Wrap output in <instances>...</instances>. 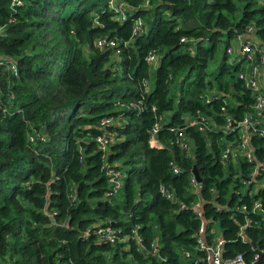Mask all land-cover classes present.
Wrapping results in <instances>:
<instances>
[{
	"label": "trees",
	"instance_id": "trees-1",
	"mask_svg": "<svg viewBox=\"0 0 264 264\" xmlns=\"http://www.w3.org/2000/svg\"><path fill=\"white\" fill-rule=\"evenodd\" d=\"M109 1L0 0V57L17 66L13 74L0 64V264H207L198 198L205 240L218 222L223 256L253 260L264 219L251 212L242 238L236 205L260 195L264 206V183L252 196L239 190L264 162V136L250 133L251 161L234 157L240 174L221 153L239 137L238 126L225 130L227 116L253 112L256 96L238 77L249 61L231 62L227 47L256 43L252 62L264 65V0H120L121 12ZM150 54L158 63L148 89ZM104 131L105 150L96 141ZM106 226L115 241L98 234Z\"/></svg>",
	"mask_w": 264,
	"mask_h": 264
},
{
	"label": "built area",
	"instance_id": "built-area-1",
	"mask_svg": "<svg viewBox=\"0 0 264 264\" xmlns=\"http://www.w3.org/2000/svg\"><path fill=\"white\" fill-rule=\"evenodd\" d=\"M110 4L115 8V10L121 12L123 3L120 0H110ZM148 3V0H145V4ZM121 16H124V13H121ZM141 29V19H137L134 21L133 25V31H137ZM97 43L99 45H106V44H114V40L110 39L109 41L104 38L100 37L97 39ZM240 51L243 54V57L246 58V60L250 61L251 64H253V57L254 52L257 49V45L254 43L248 42V41H240L239 42ZM227 51L230 52L231 49L228 47ZM155 58L153 54H150L147 56V60L152 61ZM262 60L264 61V56H262ZM0 64H4L5 68L12 71L13 74L17 73V66L16 62L11 59H5L0 57ZM259 67L257 64L254 63L252 66V69L250 73H248L246 70H240L238 71V77L242 78L247 85L253 87V89L256 92L255 101L252 104L253 112H248L244 115V117L239 120L238 122H234L231 120L229 116L226 118L225 123V130L231 131L234 129L235 126L239 127V137L236 140L235 145L228 144L224 150L221 153V158H223L224 161H227L231 158L236 157L238 154H244L248 161H251L254 158L253 149L250 145V133H257L259 135L264 136V126L260 125V120L258 119V116H256V113L259 112L264 107V94L262 91H260V88L258 86V77H259ZM146 83V81H143ZM137 105V104H136ZM139 108L142 107L140 103L137 105ZM152 110H155V106L153 105ZM156 120L151 128V143L154 144L157 140L155 138V134L157 133L160 124H161V115H157ZM254 119V121H253ZM110 121L109 117H103L101 120V124H106ZM197 123L199 124V128H204L206 126V121L201 117L199 120H197ZM171 129L175 130L177 132V142L182 148H189V144L186 141L185 135H184V127L183 126H177V127H171ZM112 136L110 133L104 131L103 133L97 135L96 141L99 145V147L103 150L106 149L109 141L111 140ZM174 170L177 172L179 170V167L173 166ZM261 171L264 173V162H258L255 166L252 172L250 173L249 180L256 179L257 173ZM116 175L117 172H114ZM189 182H190V189L193 192L199 191L200 183L196 179L194 173L191 171L189 175ZM170 194L168 193L167 196ZM180 206L183 207V203H180ZM191 208L195 212V214L201 218V223L199 225V228L197 230V241L196 245L198 248L203 249L205 251L204 260L207 264H252L257 258L258 253L255 251L253 260L248 261L245 259L244 254L242 252H237L231 256L224 257L222 253V244H223V238L218 235L212 242H207L203 236L204 230H205V219L203 217V211L202 209V203L200 198L195 200L191 204ZM236 208H239L243 214H244V220L242 223L239 224V230L238 233L242 238H245L244 229L246 226H248L250 223H252V218L250 217L251 212H255L259 214L264 219V206L262 205V199L259 196L253 197L249 203L242 202L238 205H236ZM257 221H254V224H256ZM98 234L104 235L106 239L109 241H115L117 234L116 229L112 228L110 226L101 227L97 230ZM137 238L140 239V237L137 235ZM185 254L188 255L189 252L185 251Z\"/></svg>",
	"mask_w": 264,
	"mask_h": 264
},
{
	"label": "rangeland",
	"instance_id": "rangeland-1",
	"mask_svg": "<svg viewBox=\"0 0 264 264\" xmlns=\"http://www.w3.org/2000/svg\"><path fill=\"white\" fill-rule=\"evenodd\" d=\"M3 31V28L0 27V32ZM240 38L237 40V39H231L230 42H229V48L231 49V52H229V56L231 57H234L235 54L237 53V47H239V42H240ZM256 45V43H254ZM228 48V47H227ZM224 51V43L223 41H219L218 43V47H217V52H223ZM243 57V56H242ZM246 60V58H244ZM157 58L154 60H152L151 62V77L148 79V89H151L153 88L154 86V77L152 76L153 75V71H154V68L156 67V64H157ZM254 64H251V62L249 61L248 62V66L245 67L244 65V68H246L245 70L250 73L251 69H252V66ZM260 67V65H258ZM264 110V108L262 109V111ZM256 116H258V119L260 120V125L261 126H264V114H256ZM167 117V114L166 113H163V119H165ZM162 119V120H163ZM254 121V119H253ZM191 145V143H190ZM233 166L234 168L237 170V172L240 174V168H239V164L237 163V160L236 158H233ZM264 183V173L259 177V178H256L254 179V181H252L251 183L249 181L245 182L240 188L239 190L244 193L246 192L248 189V192L249 194L252 196L254 193H256V191L258 190V187ZM211 230H212V233L214 235V238H216L218 236V233H219V224L218 222H213L211 224Z\"/></svg>",
	"mask_w": 264,
	"mask_h": 264
},
{
	"label": "crops",
	"instance_id": "crops-1",
	"mask_svg": "<svg viewBox=\"0 0 264 264\" xmlns=\"http://www.w3.org/2000/svg\"><path fill=\"white\" fill-rule=\"evenodd\" d=\"M231 52V51H230ZM243 54L241 53L240 51V47H237V53L235 54L234 57H236L238 60H240L239 58L242 57ZM234 57L231 58V62L234 61ZM244 65L245 67H247L248 65L246 63L243 64V68H244ZM259 67V66H258ZM246 69V68H245ZM259 70H260V73H259V77H258V86L259 88L263 89L264 90V65L260 66L259 67ZM262 90V92L264 93V91ZM264 108V107H263ZM264 114V110L262 111V109L259 111V113H256V114Z\"/></svg>",
	"mask_w": 264,
	"mask_h": 264
},
{
	"label": "water",
	"instance_id": "water-1",
	"mask_svg": "<svg viewBox=\"0 0 264 264\" xmlns=\"http://www.w3.org/2000/svg\"><path fill=\"white\" fill-rule=\"evenodd\" d=\"M191 171L194 173L196 179L198 181H201V177L198 174V171L195 166H193ZM251 243H252L253 249L258 253V258L252 264H258L260 261H262V254L264 253V250H260L258 247H256V243L254 241H251Z\"/></svg>",
	"mask_w": 264,
	"mask_h": 264
}]
</instances>
